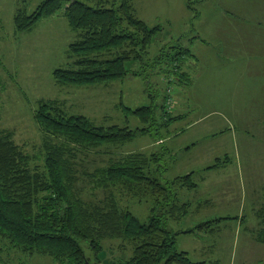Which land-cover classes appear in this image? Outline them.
Segmentation results:
<instances>
[{"label":"rangeland","instance_id":"obj_1","mask_svg":"<svg viewBox=\"0 0 264 264\" xmlns=\"http://www.w3.org/2000/svg\"><path fill=\"white\" fill-rule=\"evenodd\" d=\"M194 1L191 4L190 0H134L139 18L150 26H161L144 60L126 61L128 68L143 72L108 83L76 86L58 83L53 75L56 67L72 66L69 46L80 37V30L70 25L65 12L60 9L42 16L31 29L19 31L14 23L18 8L25 6L32 12L41 0H0V129L12 132L15 141L37 163H43L45 136L34 116L42 99H57L69 112H82L99 124L151 126L149 133H137L132 140L108 143L93 150L88 157L84 156L85 167L80 170L92 174L99 166L108 164L114 158L112 154L121 157L129 152L167 150L162 165L167 163L168 170L161 181L195 170L194 179L198 182L196 188L179 189L180 201L191 205L181 220L170 219L169 228L177 232L210 220L194 233L177 234V248L188 251L195 261L264 264V243L255 236L260 225L258 211L264 204V14L252 15V22L248 23L258 30L260 43L259 53L251 56L252 67L247 69L237 60L231 62L229 54L219 55L220 66L209 64L203 71L204 77L195 82L196 88L206 89L207 101L199 103L190 95V86L179 81L178 67L173 66V71L167 73L169 61L157 65L155 60L162 51L175 53L179 47L192 45L193 15L189 4L197 8V0ZM249 8L263 9L264 0H210L207 11L218 10L238 17ZM207 40L213 53L223 42L213 37ZM189 56L192 54H186ZM186 60L182 62L185 72L189 70ZM168 88L176 101L171 111L165 100ZM149 93L157 97L152 99ZM153 102L163 103L168 115H186L170 126H162L161 108L157 112L158 123H144L121 107V103L137 108ZM203 113L208 116L198 121ZM177 131L183 135L178 137ZM159 137L164 140L160 142ZM172 145H176L174 152L169 150ZM218 156L221 165L207 168ZM79 186L82 187L81 180ZM92 187H84L87 200H100L109 194L103 188ZM133 201L130 209L141 220H147L150 202ZM248 237L256 240L255 247L246 241ZM85 251L92 264H110L104 256L111 258V253L115 254L109 249V255L103 249L101 261L97 262L93 250L86 246ZM0 264L59 263L48 255L23 253L0 237Z\"/></svg>","mask_w":264,"mask_h":264},{"label":"trees","instance_id":"obj_2","mask_svg":"<svg viewBox=\"0 0 264 264\" xmlns=\"http://www.w3.org/2000/svg\"><path fill=\"white\" fill-rule=\"evenodd\" d=\"M60 9L70 25L80 30V37L69 46L72 66L56 67L53 71L58 83L90 86L143 72L128 68L126 61L144 60L161 26H150L139 18L134 0H97L95 4L41 0L32 12L25 6L18 8L15 27L29 30L42 16ZM186 54H192L189 47H179L175 53L162 51L155 63L168 60L167 73L173 71V66L178 67V79L183 81ZM149 95L152 99L157 97ZM121 107L144 123H158L159 108L163 110L162 126L179 118L168 115L163 103L137 108L121 103ZM34 112L45 136L43 163H37L15 141L12 132L0 129L1 238L23 253L48 255L59 264H92L86 246L95 252L97 262L101 261L103 249L109 255L113 250L111 258L104 256L110 264H218L195 261L188 251L177 248V234L194 233L210 220L177 232L169 228L170 219L181 220L189 211L190 202L180 201L179 189L196 188L198 182L193 178L194 171L161 181L168 170L167 163L162 165L167 150L129 152L121 157L112 154L114 158L92 174L80 170L85 167L84 156L93 150L132 140L137 133H149L151 126L99 124L82 112H69L57 99H42ZM221 163L218 157L207 168ZM91 186L109 194L100 200H87L84 187ZM145 199L152 207L147 220H141L130 206L133 200ZM258 215L260 225L255 236L264 243V204Z\"/></svg>","mask_w":264,"mask_h":264},{"label":"crops","instance_id":"obj_3","mask_svg":"<svg viewBox=\"0 0 264 264\" xmlns=\"http://www.w3.org/2000/svg\"><path fill=\"white\" fill-rule=\"evenodd\" d=\"M190 2L192 4V2L194 3L195 1L190 0ZM209 4L210 0H197V8H194L193 5L190 6L189 4V9H192L191 11L193 15L192 33L190 35V37L192 36L191 41L193 43L191 46H189L192 52V56L185 58L187 59L186 61L189 65V70L185 72L186 79H184V83L190 86V95L199 103H204L207 101L205 95L206 89L196 88L195 82L199 78L201 79L204 77L203 71L206 67H208L209 64H217L215 67L220 66L219 55H221L222 53L229 54L231 62L237 60L239 63H244L247 69L252 67L251 64L253 63V60L251 59V56L253 54L257 55L259 53L260 43L257 40L259 34L258 30L256 29V27H253L248 23L252 22V15L264 14V8L261 10H258L256 8H249L240 12V16L234 17L230 16L229 14H223L218 10H214L213 12H211L210 10L207 11V7L209 6ZM195 9H197V11L194 15L193 11ZM207 37H213L215 39H220L221 41H223L220 48L217 49L215 53L210 51L211 48L207 44ZM193 45L196 46L193 47ZM185 115V113H182L178 115V117H185ZM207 116V113L199 115L198 121H202ZM171 123H169L168 126H170ZM175 135H178V137H180L183 135V133L181 131H177L175 132ZM159 140L160 142H162L164 138ZM175 147L176 145H172L169 150L174 152L176 149ZM192 171H194L195 174V170ZM204 178L205 175L202 174V179ZM253 240L255 239H251L250 237L246 239V241H249L250 246L255 247L256 245L254 244H256V240Z\"/></svg>","mask_w":264,"mask_h":264},{"label":"built area","instance_id":"obj_4","mask_svg":"<svg viewBox=\"0 0 264 264\" xmlns=\"http://www.w3.org/2000/svg\"><path fill=\"white\" fill-rule=\"evenodd\" d=\"M165 100H166L168 111H171L172 107L175 105L176 101L172 95L170 88H168V90H167V93L165 95Z\"/></svg>","mask_w":264,"mask_h":264}]
</instances>
